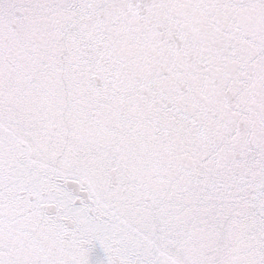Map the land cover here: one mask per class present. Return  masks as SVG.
<instances>
[{"label": "snow or ice", "instance_id": "snow-or-ice-1", "mask_svg": "<svg viewBox=\"0 0 264 264\" xmlns=\"http://www.w3.org/2000/svg\"><path fill=\"white\" fill-rule=\"evenodd\" d=\"M0 264H264V0H0Z\"/></svg>", "mask_w": 264, "mask_h": 264}]
</instances>
